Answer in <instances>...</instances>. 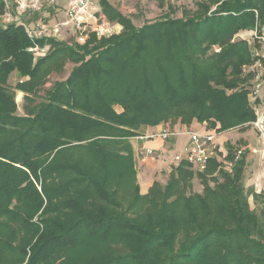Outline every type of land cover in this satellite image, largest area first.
I'll list each match as a JSON object with an SVG mask.
<instances>
[{"label":"trees","instance_id":"obj_1","mask_svg":"<svg viewBox=\"0 0 264 264\" xmlns=\"http://www.w3.org/2000/svg\"><path fill=\"white\" fill-rule=\"evenodd\" d=\"M185 1L138 26L102 0L119 35L76 47L52 39L37 61L21 26L0 27V264H264V193L245 186L249 150L236 159L227 142L231 168L182 162L145 195L137 180L130 140L142 129L196 121L224 133L256 120L255 75L244 71L256 60L232 40L256 21L264 28V0ZM213 45L221 53L207 56ZM67 60L68 77L45 88L50 65ZM196 179L203 189L192 194Z\"/></svg>","mask_w":264,"mask_h":264},{"label":"built area","instance_id":"obj_2","mask_svg":"<svg viewBox=\"0 0 264 264\" xmlns=\"http://www.w3.org/2000/svg\"><path fill=\"white\" fill-rule=\"evenodd\" d=\"M123 1V0H122ZM176 2L177 0H169ZM100 0H0L2 11H0V27L21 26L32 46L27 52L35 57H45L48 44L42 47L39 42L55 40L57 42L72 40L75 44L85 45L92 35L99 39L110 38L119 35L122 31L121 24L108 21L99 6ZM124 3V2H123ZM216 10V7L211 10ZM257 20L259 18L255 11ZM242 36V35H241ZM248 45L252 49L253 58L257 66L264 64V28H260L257 21L254 29L250 31ZM264 80L259 81L252 89L251 96L257 98ZM254 127L264 143V111H256ZM190 135V142L180 155L173 159V165L179 166L182 162L191 165L195 169H205L210 160L211 153L216 151L217 134L207 131H185ZM166 141L177 136L175 131L163 128L158 135ZM252 154L256 149L249 147L240 149L236 159H240L245 151ZM146 156L156 157L154 150H145Z\"/></svg>","mask_w":264,"mask_h":264},{"label":"rangeland","instance_id":"obj_3","mask_svg":"<svg viewBox=\"0 0 264 264\" xmlns=\"http://www.w3.org/2000/svg\"><path fill=\"white\" fill-rule=\"evenodd\" d=\"M101 1L102 0H100V2ZM107 1L110 4H112L113 6H115L117 9L119 8L121 10V11L120 10L119 11L124 16H127V17L134 19L136 25H138V26H142L148 21H155L158 18L162 17L163 14H165L166 12L168 13V11H169L168 6L173 3L169 0H164L163 4H161V1H159V0H123V1L122 0H107ZM184 4L189 9L194 8L193 0H187L184 2ZM215 7L216 6H214L213 8H215ZM181 8L178 9L177 15H175L176 17L181 16ZM216 9H217V7H216ZM108 21H110V20L108 19ZM113 23H116V22H113ZM117 24H119V23H117ZM243 34H244V36L242 37L241 35H243ZM249 39H250L249 36L245 35L244 31H241L235 35V37L232 40V43H236L237 41L248 42ZM61 42L67 44L70 47L78 46L72 40H69V39L61 41ZM45 44H48V51H47V54L45 56V57H47V55L50 54V52H51V46L49 45V42H46ZM221 51H222L221 47H219L217 45H215V46L213 45L211 48V51L207 54V56H210L213 53L220 54ZM45 57H43V58H45ZM37 58L38 57L34 56V61H37ZM253 65L245 67L244 71H250V69L253 67ZM50 66H53L54 71L48 77L49 82L46 84L45 88H49L54 81H62L63 79H66L73 69V65H71L68 60L63 65L64 67L62 69H59V66L56 63H52ZM59 70H62L61 71L62 73H59ZM19 81H21L19 74L13 73L10 76L9 82H10V85H12V87H15L19 83ZM41 93H42L41 95L44 94L43 91ZM24 98H25V96H24L23 92H21V91L17 92L16 102H17V105L19 107V111L21 114L23 113L22 105L24 104ZM115 108L119 112H121V110H122V108H120L118 106H116ZM195 123H198V122L195 121ZM160 126H162L163 128L167 127L171 130L174 129V127H172V124L170 122L161 123ZM148 128L149 127L142 129L141 133L145 132ZM223 134H224L223 139H222V143H223L222 145L223 146L220 145L219 147L224 149V151H226V152H227V149H225V144L227 142L231 143L232 145H235L237 148H239V146H243V143H246V144H249V146H247V147H249L251 149H254V148L263 149L261 146V142H262L261 137H260L259 133H257L254 126H249L247 128H244V129L239 128V129L229 130V131L224 132ZM181 152L172 153L171 159H174L175 156L180 155ZM85 156L86 157L84 158V160H86L87 164L94 163V157L93 156H88V155H85ZM263 158L264 157H262L261 153L252 154L250 152L248 154V157H247L248 166L245 170V176H244L245 177V186L246 187H253L259 193L260 192L264 193V162H262V160H264ZM162 167L164 168V166H162ZM170 170H172V169H170ZM169 175H170V173L165 172V170L159 171L157 181L160 182L162 185L166 186L168 179H169ZM202 189H203V187L201 186L200 180L196 179V181L194 183V189L191 193L195 194L197 192H201ZM147 192L148 191H146V189L141 188V193L143 195H145ZM250 205L252 206L253 209L256 207L252 198L250 199Z\"/></svg>","mask_w":264,"mask_h":264},{"label":"crops","instance_id":"obj_4","mask_svg":"<svg viewBox=\"0 0 264 264\" xmlns=\"http://www.w3.org/2000/svg\"><path fill=\"white\" fill-rule=\"evenodd\" d=\"M250 31H244L245 35L249 36ZM243 36L244 34L242 35V37ZM252 71L255 75V79L253 81V87H254L259 81L264 80V65L260 67V66H257V62H255L253 67L250 69V72ZM251 94L249 95V102L250 104L253 105L254 112L256 111L263 112L264 111V87L262 88L257 98H253ZM250 126H254L253 123ZM247 127L249 126H246L244 128H247ZM218 128H219V125L215 129H209V125L207 123H203V124L195 123L191 125L190 127L180 124L179 126H175L173 129V131L177 133V136L171 137L170 139L164 141L159 136H157L158 133L163 129V127L160 125L151 126L145 132L138 135L137 138L131 139L130 142L132 144V148L134 151L135 166L138 171L137 180H139L140 187L148 191L153 186V183L157 181L159 171L165 170V172L171 173V171L173 170V167L175 166L173 165V159H171V154L174 152L178 153V152L183 151L185 146H187L190 142V135L183 133L185 131H195V130L203 131L204 130L209 133L211 132V133L217 134V138L215 142L216 151H213L210 157L218 158L219 162L226 164L227 168H231L232 165L226 161L227 152L224 151V149L219 147L220 145L223 144L222 139H223L224 134L217 133ZM244 128H241V129H244ZM261 141H262L261 146L263 149H256V148L254 149L257 150L256 153H261L262 157H264V143H263L262 138H261ZM247 146H249V144L243 143V146H239V148L243 149V148H246ZM148 149L154 150L156 157L151 158V157L146 156L145 150H148ZM225 149H226V144H225ZM262 162H264V160H262ZM162 166H164L165 169ZM192 169L194 171H204L205 170V169H198V168L195 169L194 167H192Z\"/></svg>","mask_w":264,"mask_h":264}]
</instances>
